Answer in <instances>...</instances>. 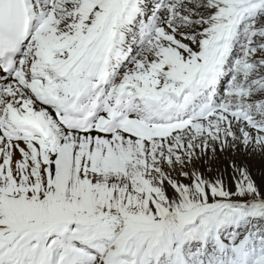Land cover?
Listing matches in <instances>:
<instances>
[{"label":"snow or ice","instance_id":"snow-or-ice-1","mask_svg":"<svg viewBox=\"0 0 264 264\" xmlns=\"http://www.w3.org/2000/svg\"><path fill=\"white\" fill-rule=\"evenodd\" d=\"M252 153L264 0H0V264H264Z\"/></svg>","mask_w":264,"mask_h":264},{"label":"bare ground","instance_id":"bare-ground-1","mask_svg":"<svg viewBox=\"0 0 264 264\" xmlns=\"http://www.w3.org/2000/svg\"><path fill=\"white\" fill-rule=\"evenodd\" d=\"M223 158L227 159L228 157L225 156ZM236 158L244 160L258 184L264 182V155H261L259 153H252L249 155L240 156V154H237ZM257 161H261L263 162V164H261L260 166H256Z\"/></svg>","mask_w":264,"mask_h":264},{"label":"rangeland","instance_id":"rangeland-1","mask_svg":"<svg viewBox=\"0 0 264 264\" xmlns=\"http://www.w3.org/2000/svg\"><path fill=\"white\" fill-rule=\"evenodd\" d=\"M261 164H263V162H261V161L256 162V166H260Z\"/></svg>","mask_w":264,"mask_h":264}]
</instances>
